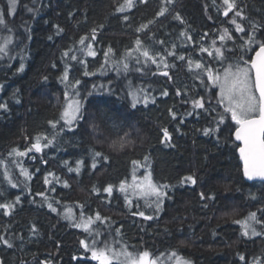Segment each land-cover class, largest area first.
I'll list each match as a JSON object with an SVG mask.
<instances>
[{"label": "trees", "instance_id": "obj_1", "mask_svg": "<svg viewBox=\"0 0 264 264\" xmlns=\"http://www.w3.org/2000/svg\"><path fill=\"white\" fill-rule=\"evenodd\" d=\"M121 3L123 0H18L15 13L7 18L13 32L0 31V39L4 35L13 36L10 54L14 57L0 60V103L9 105L7 113L0 112V160H4L19 185L13 189L3 180L4 166L0 165V192L3 193L0 203L12 201L16 196L21 198V203L9 216H4L0 210V235L14 244L13 248H7L0 243V261L3 264H40L51 260L53 264H78L72 259L76 255L79 264H97L84 259L79 241L88 238L87 234L70 227L67 220L51 212L46 205L41 207L42 198L36 195L38 192L60 200L61 205L57 207L61 213L63 206H71L78 215L80 209L75 202L79 201L86 203V214L99 211L112 217L116 221L112 229L101 228V231L103 239L115 242L117 247L126 245L129 250L137 252L148 250L153 256L178 248L192 264H243L237 253L244 254L249 264L255 257L264 258V235L245 238L241 236V226L232 222L247 217L250 212H257L258 218L264 220V211H261L264 210V183H248L243 178L237 151L239 145L230 136L235 125L228 117L231 127L221 126L222 131L218 133L220 143H217L216 135L205 136L202 132L205 127L214 126L216 113L185 116L184 122L180 123L179 117L189 111L191 105L182 103L176 90H187L189 96L205 92L199 86V80L194 79L188 70L186 61L166 57L168 63L174 65L166 70L171 80L160 75L161 71L150 62L146 73L118 74L115 69L106 68L101 74L104 52L108 47L111 46L115 53L114 62L125 54L127 48L133 47L137 35L153 51L165 54V49L176 43L179 46L177 54L202 59L219 68L220 64L207 53H199V47L200 44H210L223 28L235 33L234 26L222 14L221 0H215V4L213 0H173L172 4L166 5L169 11L162 17H156L162 0L136 3L125 13H118L115 9ZM237 3L248 17L243 22L246 26L249 21L264 23V0H237ZM7 7V0H0V12H7ZM33 7L38 9L36 14L27 11ZM177 13L183 18V24L174 19ZM124 15L129 16L128 21L123 20ZM153 19L156 22L148 29L139 34L136 32L137 27ZM25 22L30 31L25 30ZM92 28H97V39L91 41L96 56L77 53L85 60L86 66L68 61L71 65L69 79L81 81L77 87L84 98L83 118L73 131L59 132L56 146L41 153H30L23 160L19 158L32 176L27 180L20 174L19 166L12 163L14 158H9L8 152L13 146L23 150L30 143L24 139L25 135L54 134L47 122L59 119L65 104V85L59 79L65 67L62 53L73 46L79 49L82 36L88 37L86 43L89 42ZM181 31L188 32L197 43L182 44ZM205 32L209 36L201 41ZM29 35L31 39L27 38ZM152 35L154 40L149 39ZM161 40L163 45L158 43ZM229 47H232L231 42ZM253 54L249 51L247 55ZM21 55L25 67L18 73L16 69L21 63ZM130 63L135 65L134 59ZM85 70L94 75L84 76ZM44 76L48 77L47 81L43 80ZM93 85L99 93L93 91ZM138 89H144L155 98V102L132 108L128 93ZM164 90L169 92L168 96L161 95ZM211 91L213 94L218 92L217 89ZM89 92L93 94L89 96ZM169 108L176 110V120L169 115ZM162 128H167L171 134L170 147L160 143ZM125 133L132 144L124 151H113L109 145L124 137ZM225 137H229L227 143ZM90 148L104 152L110 160L98 161L93 170ZM145 155L151 160L153 181L175 186L170 192L173 199L165 201L164 211L152 221L131 214L137 210V204L141 210L152 214L144 200H134L129 210L118 191L114 192L110 204L107 203V194L102 191L99 195L91 193L93 184L118 186L121 180L131 181L132 160L143 161ZM77 160L85 162L79 175L68 171V166L74 168ZM137 170L135 174L146 171L143 168ZM48 173H53L61 182L48 176L51 183L45 185L44 178ZM189 174H195L197 185L180 186V179ZM65 180L70 187L63 186ZM52 187L55 192L46 191ZM201 191L214 193L216 197L206 209L202 208L203 202L199 199ZM252 196L256 198L252 199ZM32 225L38 229L36 234L30 231ZM118 227L121 229L119 236L115 233ZM255 227L264 232L260 225ZM213 230L217 236H213ZM180 241L184 242L183 245Z\"/></svg>", "mask_w": 264, "mask_h": 264}, {"label": "snow or ice", "instance_id": "obj_2", "mask_svg": "<svg viewBox=\"0 0 264 264\" xmlns=\"http://www.w3.org/2000/svg\"><path fill=\"white\" fill-rule=\"evenodd\" d=\"M147 0H123V3L119 4L115 9L118 13H125L126 11L135 7L136 3H146ZM173 0H162V5L159 11L156 13V17H162L169 11L166 5L172 4ZM215 4V0H213ZM223 9L222 14L228 19V22L234 26L235 33H232L230 29L223 28L218 32L215 38L211 39V43L205 46L200 44L199 53H207L213 61L220 64L219 68L213 67L211 64L203 62L202 59H193L191 56H185L184 54H177L178 45L173 43L170 49H165V54L153 51V49L146 45L145 41L137 35V38L133 42V47L127 48L125 54L118 60L113 62L112 58L115 55L111 46L104 52V64L101 66V74L104 73L106 68H113L117 73L128 74L130 72L146 73L148 70L149 62L157 66V69L163 65L164 69H168L174 65H170L166 59L167 56L174 57L179 61H186L188 70L193 73V78L199 80V86L205 90L204 94L197 93L194 96H189L187 90H176V95L181 97V102L184 104H190L191 108L179 117L180 123L184 122L185 116L196 115L199 116L201 112L216 113L213 117L214 126L205 127L202 132L205 136H217V143H220V137L218 133L222 131L221 126L231 127L228 124V117L235 125V131L230 132V136H234L235 141L240 142L237 151L239 152L240 160L243 162V177L248 181H260L264 183V23H258L255 21H249L246 26L243 22L248 20L245 15L244 9L238 6L237 0H221ZM7 12H0V31L6 33H12L13 27L9 25L8 17L12 16L17 7L18 0H7ZM27 7V6H25ZM219 10V8H218ZM28 12L36 14L38 9L27 8ZM231 14V15H230ZM175 20L184 23L183 18L177 13L174 16ZM212 19V17H209ZM124 21L129 20L128 15L123 16ZM155 19L149 20L145 24H141L136 28V32L142 33L148 29L149 25L155 23ZM25 30L28 29V25L25 22ZM58 27V26H57ZM100 28L103 25L99 26ZM62 31V30H60ZM90 41L88 37L82 36L79 40V49L73 48L67 49L62 53V59H64L65 67L62 75L59 77L61 83L65 85L64 100L65 104L60 112L59 119L49 120L47 123L54 130V134L49 136L47 133H37L35 136L29 137L25 135L24 139L30 141V143L21 150L19 146H13L8 152L9 158H20L29 156L30 153H41L44 149L56 146L57 136L59 132L73 131L79 121L83 118V99L78 89L81 81L75 80L73 83L69 80V69L71 65L68 61H77L80 64L86 66V62L80 59L77 53L86 56H96V51L93 49V43L97 39V28L91 29ZM243 34V35H235ZM209 33L205 32L200 40L204 41ZM31 39L29 35L27 37ZM179 38H182L181 43H197L193 37L186 31H181ZM51 39V37H49ZM149 39L154 40L155 36H149ZM237 40L240 41L237 44ZM219 41V43H217ZM231 42L232 47H229ZM22 43V41H21ZM161 45L164 41H158ZM11 46H13V36L4 35L0 39V59L7 57L9 60L14 59L11 53ZM18 46V45H17ZM23 51V50H22ZM254 52V56H248V52ZM143 58V59H142ZM23 55H21V63L16 71H24ZM135 61V65L130 63V60ZM56 65L53 64V67ZM155 74V73H154ZM84 76L94 75L87 70L83 73ZM160 75L164 77L169 76L168 71H161ZM48 77L44 76L43 80L47 81ZM2 87V85H0ZM101 88L107 89L106 86L101 85ZM212 89H218V92L212 93ZM96 90V85H93V91ZM143 93V95H141ZM93 93L89 92L91 96ZM15 95V94H14ZM128 95L131 97V107L136 108L137 104L143 101L145 106L149 102L154 103L155 98L151 97L144 89H138L130 91ZM162 96H168L169 92L164 90L161 93ZM185 97H187L185 99ZM19 103V100L16 101ZM9 111V105L7 102L0 103V112L7 113ZM169 115L173 120L178 118V114L174 108L168 109ZM61 121L63 122L61 124ZM59 129L57 132L56 130ZM95 129V126H94ZM162 143L166 147L172 146L171 134L167 128H162ZM128 133H125L124 137H121L117 141H113L109 147L113 151L121 152L127 149L132 141L127 140ZM229 137H225V143L228 142ZM92 158L91 168L96 169L98 161L102 160L108 162L110 157L104 152L96 150L95 148L89 149ZM34 158V157H32ZM47 163V161H44ZM12 163L16 164L20 168V174L27 180H31L32 176L27 168H24L19 159H13ZM65 166H68V162L65 161ZM84 161L77 160L75 167L68 166L69 172H75L80 174L81 168L84 166ZM133 175L131 181L127 179L121 180L118 186L111 183L103 186L92 185L91 193L99 195L102 191L107 194V203H111V199L114 196V192L118 191L123 195L125 207L131 210L134 200H144L148 208L152 210V214H147L144 210H141L137 204V210L132 212L133 216L142 218L145 221H152L159 218V214L165 209V201L173 199L170 194L171 190L175 187L168 183H156L152 179L151 160L148 155H145L143 161L133 159ZM0 165L4 166L3 180L13 189L19 187L15 182L12 174H10L7 165L4 160H0ZM138 168L146 169L145 174L142 177H138L135 173ZM48 176H53V173H48L44 178V184L49 185L51 181ZM57 182H61L58 177H54ZM65 188L70 187L68 181H62ZM198 180L195 174H189L182 177L179 181L180 186L184 185H197ZM55 187L48 188L46 191L55 192ZM3 193L0 192V196ZM36 195L42 198L41 207L47 206V208L57 215H61L64 220L69 222L70 227L80 229L87 234L86 239L79 241L80 247L83 249L84 259H90L96 261L97 264H192V261L182 256L178 248H173L167 253H161L160 256H153L148 250L144 251H132L126 245L119 247L115 246V242L110 243L103 239V232L101 228L112 229V226L116 223L110 216H104L99 211L92 214H86L87 205L79 201L75 202L76 207L80 209L77 215L71 206H63L64 211L61 213L57 206L61 205V201L55 198H50L45 192H38ZM255 199V196L251 197ZM199 199L202 201V208H208L209 202L215 201L216 197L214 193L201 191L199 193ZM35 203V200L32 201ZM21 203L20 196H16L14 200L0 203V210L3 211L4 216H9L15 209L16 205ZM264 211V210H261ZM235 224L241 226V236L245 238L257 237L264 235V232L258 231L255 225H260L264 228V220L258 218L257 212H250L247 217L243 219H236L232 221ZM30 231L33 234L38 232L35 225H32ZM181 231V230H178ZM117 236L121 234V229L118 227L115 229ZM218 233L213 230V236H217ZM23 238L21 237V240ZM0 243L7 248H13L14 244L5 236L0 235ZM183 241L180 244L183 245ZM59 247V244L57 245ZM90 254V256L88 255ZM239 260L243 264H249L247 257L244 254L237 253ZM161 257H166V261ZM72 259L78 261L79 258L73 255ZM3 264V261H0ZM23 264V262H22ZM40 264H53L51 260L41 261ZM251 264H264V258L255 257Z\"/></svg>", "mask_w": 264, "mask_h": 264}, {"label": "rangeland", "instance_id": "obj_3", "mask_svg": "<svg viewBox=\"0 0 264 264\" xmlns=\"http://www.w3.org/2000/svg\"><path fill=\"white\" fill-rule=\"evenodd\" d=\"M1 60V59H0ZM155 67H156V69H157V66L155 65ZM157 70H159V71H165V70H167V69H164L163 68V65H161V67L159 68V69H157ZM70 81H72L71 79H69ZM74 83V82H73ZM218 90V89H217ZM96 91H97V93H99L100 91L98 90V88L96 87ZM141 95H143V93H141ZM141 104H144L143 103V101H141L140 103H138L137 104V106H139V105H141ZM61 123H63L62 121H61ZM28 156H26V157H20V159L21 160H23V159H25V158H27ZM14 159H19V158H14ZM19 159V160H20ZM19 168V167H18ZM20 169V168H19ZM139 169H141V168H139ZM144 169V168H143ZM137 171H139V170H137ZM145 174V172L143 173V174H141V173H139L138 172V174H136L138 177H142L143 175ZM164 260H166V257L164 258Z\"/></svg>", "mask_w": 264, "mask_h": 264}, {"label": "water", "instance_id": "obj_4", "mask_svg": "<svg viewBox=\"0 0 264 264\" xmlns=\"http://www.w3.org/2000/svg\"><path fill=\"white\" fill-rule=\"evenodd\" d=\"M255 54V53H254ZM254 56V55H253ZM233 140L235 141V139H234V136H233ZM235 143L236 144H240V142H238V141H235ZM238 156H239V152H238ZM239 159H240V157H239ZM240 164H241V166H242V175H243V162L240 160ZM244 178V177H243ZM245 179V178H244ZM246 180V179H245ZM248 183H254V182H260V181H258V180H256V181H248V180H246ZM260 183H262V182H260Z\"/></svg>", "mask_w": 264, "mask_h": 264}]
</instances>
